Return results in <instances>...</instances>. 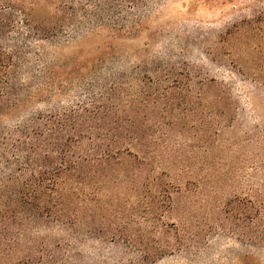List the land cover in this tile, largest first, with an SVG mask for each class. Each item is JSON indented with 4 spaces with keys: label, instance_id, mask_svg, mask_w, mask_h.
I'll use <instances>...</instances> for the list:
<instances>
[{
    "label": "trees",
    "instance_id": "trees-1",
    "mask_svg": "<svg viewBox=\"0 0 264 264\" xmlns=\"http://www.w3.org/2000/svg\"><path fill=\"white\" fill-rule=\"evenodd\" d=\"M158 1L0 0V117L17 118L8 128L0 119V264H73L86 242L92 202L105 207L108 191L123 187L153 200L162 195L153 136L161 128L142 126L138 117L184 103L190 85L178 93L161 88L173 72L145 54L120 69V53L110 43L95 55L56 53L98 34L123 41L142 36ZM220 42L228 56L241 51L252 58L249 69L264 73V11L233 24ZM73 87L74 103L55 104ZM43 102L53 104L34 111ZM251 220L250 241L261 249L263 202Z\"/></svg>",
    "mask_w": 264,
    "mask_h": 264
},
{
    "label": "rangeland",
    "instance_id": "rangeland-1",
    "mask_svg": "<svg viewBox=\"0 0 264 264\" xmlns=\"http://www.w3.org/2000/svg\"><path fill=\"white\" fill-rule=\"evenodd\" d=\"M152 6L144 34L134 40L98 34L56 48L60 56L95 55L110 43L120 53V69L134 64V54H145L173 72L161 88L191 87L184 89V103L165 114L153 108L138 117L142 126L161 128L153 136L162 195L153 200L151 193L123 187L108 191L105 207L92 202L86 242L73 264H141L145 254L143 264H264V247L250 241L254 207L264 203V73L249 69L252 58L241 51L228 56L220 42L233 24L263 12L264 0H159ZM78 93L70 88L54 102L74 103ZM0 119L8 128L17 118ZM121 223L129 224L125 231Z\"/></svg>",
    "mask_w": 264,
    "mask_h": 264
}]
</instances>
